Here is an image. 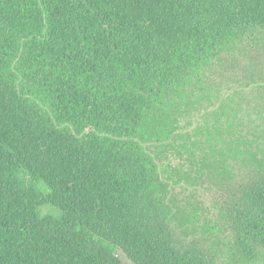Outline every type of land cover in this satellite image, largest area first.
<instances>
[{
    "label": "trees",
    "instance_id": "16d2710c",
    "mask_svg": "<svg viewBox=\"0 0 264 264\" xmlns=\"http://www.w3.org/2000/svg\"><path fill=\"white\" fill-rule=\"evenodd\" d=\"M257 34L264 0H0V264H261L264 149L209 81Z\"/></svg>",
    "mask_w": 264,
    "mask_h": 264
},
{
    "label": "rangeland",
    "instance_id": "374dc122",
    "mask_svg": "<svg viewBox=\"0 0 264 264\" xmlns=\"http://www.w3.org/2000/svg\"><path fill=\"white\" fill-rule=\"evenodd\" d=\"M214 65L209 80L211 88L214 87L212 82L216 81L219 90L225 93L224 97L231 96L234 107L227 111L230 116L235 115L237 127L234 126L233 131L264 149V35L247 38L234 50L224 53ZM227 118H220L225 127L228 126ZM241 167V163L235 166ZM47 211L49 209H43V212ZM261 264H264V257Z\"/></svg>",
    "mask_w": 264,
    "mask_h": 264
}]
</instances>
